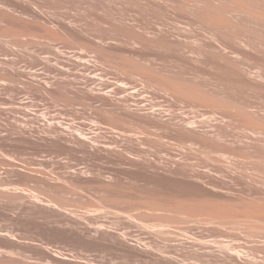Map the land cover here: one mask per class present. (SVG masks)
<instances>
[{
	"label": "rangeland",
	"instance_id": "1",
	"mask_svg": "<svg viewBox=\"0 0 264 264\" xmlns=\"http://www.w3.org/2000/svg\"><path fill=\"white\" fill-rule=\"evenodd\" d=\"M246 13L264 0H0V264H199L201 243L264 264Z\"/></svg>",
	"mask_w": 264,
	"mask_h": 264
},
{
	"label": "bare ground",
	"instance_id": "2",
	"mask_svg": "<svg viewBox=\"0 0 264 264\" xmlns=\"http://www.w3.org/2000/svg\"><path fill=\"white\" fill-rule=\"evenodd\" d=\"M195 3H196V1H195ZM204 3L206 4V2H204ZM202 5H203V2H202ZM206 6H207V4H206ZM204 7H205V5H204ZM226 11L229 12V13H236V12H244L245 13V10H234V9H231V10H226ZM245 15L252 16V18L260 21L264 25L263 16L256 17V16L252 15L251 13L250 14L246 13ZM251 35L253 37L257 38V39H260L257 35H254V34H251ZM258 78L264 79L262 75H258ZM248 82L251 83L252 81L249 80ZM249 83H246V84L249 85ZM247 114H249V113H247ZM249 115H252L251 117H253V116L256 117L253 114H249ZM186 124H188V123H186ZM256 129L259 131L260 130V126H257ZM130 132L134 136V133H132V131H130ZM136 135H138V133H136ZM139 135H141V134L139 133ZM133 136H130V137L132 138ZM133 138H136V137L134 136ZM140 138L141 137L139 136V139ZM80 143H83V142L80 140ZM71 217H73V216H71ZM70 222L73 223L76 226L77 231H80L81 233H85V234H91V233L100 234L101 228H99V227H95V228L91 227L90 228V227H88L86 225L82 226L81 224H79V222H77L73 218L70 219ZM82 224H84V223H82ZM158 230L160 231L161 229H158ZM159 231L157 233H161ZM215 244L214 243H201L198 248H194V249L191 250L192 253H193V257L194 258H198L197 260H199V261H197V262L199 264H228L229 261H232V258H231L232 253H235L236 255L240 256V252L241 251L238 248H236V247H232L230 245L223 244V243L216 244V245ZM3 252H5V251H3ZM166 258L167 259L163 262L164 264H187V263H185V261H179L178 259H176L175 257L171 256L170 254L167 255ZM57 263L59 264V262H57Z\"/></svg>",
	"mask_w": 264,
	"mask_h": 264
}]
</instances>
